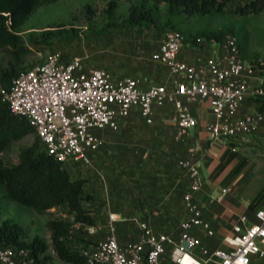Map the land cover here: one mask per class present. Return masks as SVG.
<instances>
[{"label": "built area", "instance_id": "obj_1", "mask_svg": "<svg viewBox=\"0 0 264 264\" xmlns=\"http://www.w3.org/2000/svg\"><path fill=\"white\" fill-rule=\"evenodd\" d=\"M221 44V58L206 57L189 65L178 60L182 35L165 31L150 59L165 67L171 80L146 89L134 78L113 80L104 69L86 67L82 57L64 60L59 52H52L41 64L20 72L2 94L10 112L25 118L34 129L45 153L68 170L90 167L89 155L100 144L95 131H118L132 111L151 126L155 109L166 104L174 109L171 120L178 140L197 126L188 105L200 102H207L212 115L204 125L208 142L244 139L264 126V115L239 117V109L247 100L264 101V88L252 84L255 69L242 60L236 38L229 35ZM179 165L187 173L188 188L182 199L185 218L177 232L156 233L147 222H140L135 241L119 245L112 233L91 250H80L88 263L264 264V209L255 211L251 225L242 216L218 247L204 245L195 231H204L208 239L215 234L194 198L201 185L199 167L190 161ZM86 231L94 233L92 227ZM0 264L34 261L28 251L0 246Z\"/></svg>", "mask_w": 264, "mask_h": 264}, {"label": "crops", "instance_id": "obj_2", "mask_svg": "<svg viewBox=\"0 0 264 264\" xmlns=\"http://www.w3.org/2000/svg\"><path fill=\"white\" fill-rule=\"evenodd\" d=\"M249 1L251 0H233L243 4ZM128 5L144 6L151 10L155 23L158 24L162 19L170 21L183 17L172 14L165 4L130 0L126 3V8ZM158 9H161V16L156 13ZM165 31L167 30L158 33V38L151 43L154 50L149 54L150 65L147 66L136 58L134 60L139 63L138 68L118 77L114 75L111 79L134 78L139 81L142 89L149 85L169 83L171 78L166 68L152 63L150 59L151 54L158 49ZM120 37L123 41H130L128 35ZM186 37L187 41L178 53V60L186 64L192 65L196 60L206 57L221 58L224 54L221 44L223 40L204 42L199 39L198 42L190 40L189 34ZM118 38V35L110 33L94 39L97 43L112 44ZM146 38H152V34L146 35ZM128 43L130 42H123L126 45ZM80 57L84 58L86 67L94 68L89 62V56ZM254 69L255 79L252 84L264 86V77ZM106 72L110 76V72ZM261 106V103L247 100L241 105L238 116L261 113ZM188 109L197 120V126L189 130L188 136L183 140L176 139V129L171 120L174 109L169 104L155 109L151 126L145 125L137 112L132 111L121 121L118 131L105 129L94 132L100 144L97 151L89 155L90 167L67 170L72 180L84 181L80 206L90 213L94 233L87 232L84 225L72 223L68 235L70 248L77 251L91 250L112 233L119 245L135 241L140 236L138 224L144 221L156 233H176L179 222L185 218L182 199L188 188V176L179 165L181 161H190L199 167L201 185L194 198L210 229L216 233L213 239H208L204 231L196 230L195 233H198L204 245L218 247L220 239L230 233L232 226L240 223L242 216L246 217V225L255 222L254 213L264 209V200L259 202L257 208L250 209L251 199H236L231 196V191L238 189L240 192L244 188L242 184L246 186L253 179L252 164L247 162L242 166L241 171L244 172H240L234 180L238 188L232 184L233 179L226 186L222 184L225 172L235 167L238 159L231 160L227 169L222 172L219 171V164L231 152L236 153L246 146H257L256 141L264 138V126L261 125L255 133L244 139L210 143L204 130V125L212 120L207 102L190 104ZM261 114L264 115V112ZM238 154L242 156L241 153ZM222 190L226 192L222 194Z\"/></svg>", "mask_w": 264, "mask_h": 264}, {"label": "rangeland", "instance_id": "obj_3", "mask_svg": "<svg viewBox=\"0 0 264 264\" xmlns=\"http://www.w3.org/2000/svg\"><path fill=\"white\" fill-rule=\"evenodd\" d=\"M128 1L130 2V0H56L40 6L20 27L17 49H0V72L8 68L9 61L14 64L17 71L28 70L41 64L48 54L59 52L64 60L89 56L92 67L106 69L110 72V78L114 75L118 77L138 68V61L150 65L149 54L154 50L151 43H154L155 38L166 29L180 33L183 44L187 41L186 34L191 35L190 40L198 42L199 39L204 42L223 40L233 35L237 40L242 60L248 66L256 68L259 75L264 77V11L258 15L239 16L234 11L242 6L243 2L230 0L222 14L195 16L189 19L177 17L170 21L166 18L154 26L149 24L133 26L127 23L128 9L131 6L128 5L126 8ZM110 3L114 4V8L109 7ZM156 13L160 14L161 9L156 10ZM110 33L119 36L116 42L112 44L95 42L94 38ZM148 34H152V38L147 39ZM125 35L130 36V41L121 39L120 36ZM123 42L130 43L126 45ZM136 58L137 62L134 60ZM261 103L264 104L263 101ZM34 140L35 135L32 134L6 145L4 150L0 151L2 166H15L18 163L19 151L31 145ZM256 144L257 146H246L236 153H229L219 164V171L222 172L227 169L231 160L238 159V164L226 171L222 180V184L226 186L228 181L233 179L232 184L237 188L239 186L234 180L240 172H244L241 171L242 166L247 162L252 164L253 179L246 186L242 184L244 188L240 192L238 189L231 191L233 198L251 199L250 209L257 208L259 202L264 200V138L257 140ZM0 216L1 221L10 220L22 225L29 240L34 237L43 240L48 245L46 255L51 258V264H65L55 257L47 229L48 221L59 217L65 218L71 227L70 218L61 210L52 209L45 213H37L8 200L3 187H0Z\"/></svg>", "mask_w": 264, "mask_h": 264}, {"label": "trees", "instance_id": "obj_4", "mask_svg": "<svg viewBox=\"0 0 264 264\" xmlns=\"http://www.w3.org/2000/svg\"><path fill=\"white\" fill-rule=\"evenodd\" d=\"M56 0H0V49H17L20 27L40 6ZM154 4H165L172 14L193 18L222 14L228 0H146ZM114 8V4H109ZM264 11V0H251L235 9L239 16L258 15ZM127 23L133 26L155 24L151 10L144 6L131 5ZM168 24V22L166 23ZM175 31V30H173ZM12 62L0 72V151L11 142L20 141L34 134L28 121L10 112L2 93H7L12 81L24 69L17 71ZM264 88V86H263ZM257 102V101H256ZM258 103H261L259 101ZM264 103V101H263ZM262 104V103H261ZM260 112H264V104ZM62 163L47 155L38 138L18 154V163L4 167L0 163V187L11 202L30 208L37 213L58 209L70 218V224L91 227L93 221L88 211L81 208L83 180H72ZM50 233V246L55 257L65 264H90L80 251L69 246L70 226L63 217L53 218L47 223ZM0 246L28 251L34 264H51L46 255L48 245L39 237L29 240L25 228L17 222L1 221ZM95 264V263H93Z\"/></svg>", "mask_w": 264, "mask_h": 264}]
</instances>
